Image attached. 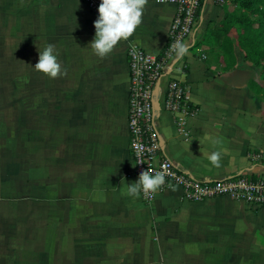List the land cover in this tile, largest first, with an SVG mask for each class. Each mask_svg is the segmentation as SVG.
<instances>
[{"label": "crops", "instance_id": "obj_1", "mask_svg": "<svg viewBox=\"0 0 264 264\" xmlns=\"http://www.w3.org/2000/svg\"><path fill=\"white\" fill-rule=\"evenodd\" d=\"M176 11L175 3L148 0L135 33L100 58L89 47L98 17L84 0H0V264H264L262 205L230 196L190 201L179 187L150 205L141 193L125 195L138 180L128 48L161 54ZM225 12L204 1L185 41L189 54L174 57L159 82L161 154L200 180L264 178L258 71L241 55L219 64L204 38ZM48 44L67 75L34 70ZM171 78L192 90L196 110L184 130L163 107ZM213 151L220 167L207 159Z\"/></svg>", "mask_w": 264, "mask_h": 264}, {"label": "built area", "instance_id": "obj_2", "mask_svg": "<svg viewBox=\"0 0 264 264\" xmlns=\"http://www.w3.org/2000/svg\"><path fill=\"white\" fill-rule=\"evenodd\" d=\"M91 12L98 17L101 0H84ZM175 3L176 15L169 29V38L159 55L147 52L143 47L130 43L128 58L130 67V93L128 126L130 150L135 162V175L151 169L163 171L165 183L155 193L141 196L152 204L158 193L179 187L184 199L203 201L218 196H230L250 205L264 206V178L241 174L218 180H200L179 169L168 157L161 154V141L156 128L155 92L167 67L175 57L171 44L177 40L185 43L193 33L198 14L205 0H158ZM223 4L225 0H215ZM191 87L184 81L171 78L165 89L163 107L174 113L177 125L184 130L186 118L195 113L191 101ZM251 159H262L259 153H250Z\"/></svg>", "mask_w": 264, "mask_h": 264}, {"label": "clouds", "instance_id": "obj_3", "mask_svg": "<svg viewBox=\"0 0 264 264\" xmlns=\"http://www.w3.org/2000/svg\"><path fill=\"white\" fill-rule=\"evenodd\" d=\"M147 4L148 0H101L99 15L94 21L95 37L89 44L94 54L104 58L121 40L130 38L142 23ZM170 48L177 59L189 54L188 46L180 40L171 44ZM33 68L52 79L67 75V69L58 60L56 46L53 44H48L43 51L39 49L38 61ZM200 143L202 145V141ZM207 159L213 166L220 167L221 152L213 151L207 155ZM164 183L163 171H141L138 180L126 186L125 195L139 197L141 191L145 194L155 193Z\"/></svg>", "mask_w": 264, "mask_h": 264}, {"label": "trees", "instance_id": "obj_4", "mask_svg": "<svg viewBox=\"0 0 264 264\" xmlns=\"http://www.w3.org/2000/svg\"><path fill=\"white\" fill-rule=\"evenodd\" d=\"M224 7L226 12L220 24L223 22H237L238 32L236 37L240 49L244 52L243 60L255 61L256 66H260L264 79V0H228ZM239 9L259 10L260 14L251 19L246 14H239ZM214 25V22L209 23L204 37L209 42Z\"/></svg>", "mask_w": 264, "mask_h": 264}, {"label": "rangeland", "instance_id": "obj_5", "mask_svg": "<svg viewBox=\"0 0 264 264\" xmlns=\"http://www.w3.org/2000/svg\"><path fill=\"white\" fill-rule=\"evenodd\" d=\"M228 0H225L223 5H226ZM239 14H246L251 19L256 18L260 13L259 10L250 11L247 9H239ZM237 22H223L217 26H214L212 29V35L210 36V42L212 43V49L215 54H219L221 56V60L218 61L219 64L226 66V65H234L238 60L239 56L241 55L243 62H248L249 64L253 65L256 70L258 71V81L256 83V95L264 102V79L261 74V68L259 65L256 66V62L250 59H244V52L240 49L236 34L238 32L237 29ZM223 55H226L228 59H225Z\"/></svg>", "mask_w": 264, "mask_h": 264}]
</instances>
